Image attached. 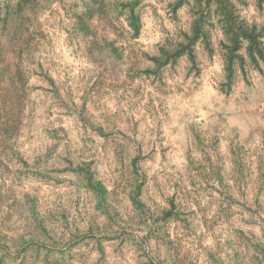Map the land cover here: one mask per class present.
<instances>
[{
	"label": "rangeland",
	"instance_id": "374dc122",
	"mask_svg": "<svg viewBox=\"0 0 264 264\" xmlns=\"http://www.w3.org/2000/svg\"><path fill=\"white\" fill-rule=\"evenodd\" d=\"M0 264H264V0H0Z\"/></svg>",
	"mask_w": 264,
	"mask_h": 264
},
{
	"label": "trees",
	"instance_id": "16d2710c",
	"mask_svg": "<svg viewBox=\"0 0 264 264\" xmlns=\"http://www.w3.org/2000/svg\"><path fill=\"white\" fill-rule=\"evenodd\" d=\"M133 7H130V26L132 27V29H134V32L137 33L138 29H139V17L138 15L133 13ZM228 24H227V28L232 32V37H231V41H232V47H231V53L235 50H238V48L241 46L242 41L244 39H246L249 42L248 45V52H252L253 48L255 47V45H257V43H260V41H257V37L259 36V34L257 35L255 33V29L254 28H247L245 25H243V22H235L234 20H232V15L229 14L228 16ZM203 34L201 28H198L197 31L195 32V36L197 37L198 35ZM260 50H258L259 52ZM260 53V52H259ZM190 56V55H189ZM253 57V55H251ZM232 56H230L231 58Z\"/></svg>",
	"mask_w": 264,
	"mask_h": 264
}]
</instances>
